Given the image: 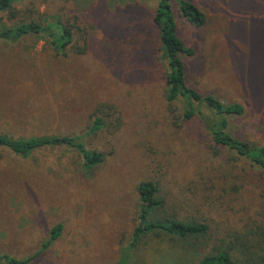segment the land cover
Returning <instances> with one entry per match:
<instances>
[{"label": "rangeland", "instance_id": "1", "mask_svg": "<svg viewBox=\"0 0 264 264\" xmlns=\"http://www.w3.org/2000/svg\"><path fill=\"white\" fill-rule=\"evenodd\" d=\"M191 1L205 15L199 28L174 7L178 36L194 51L184 60L187 84L222 102L241 103L245 112L230 119V133L264 146V0ZM99 2L107 14L122 15L112 33L120 51L92 23L80 20ZM156 7V0H23L0 13V26L60 18L79 26L87 42L84 54L63 56L41 36L0 41V133L79 135L88 150L105 156L86 172L78 153L65 147L41 148L28 158L0 148V256L31 258L30 264H118L123 259L195 264L228 251L233 237L246 241L251 231H264L258 172L226 154L212 155L209 138L188 134L180 105L170 108L163 99L166 65L150 20ZM133 26H141L136 42L145 48L128 56L147 59L153 74L149 85H130L113 75L124 46L131 45L128 28ZM100 104L111 106L112 116L100 132L85 136ZM147 180L158 185L164 203L158 219L204 223L206 238L183 242L148 236L131 249L136 189ZM59 224V237L45 246ZM233 255L241 259L246 252L238 246Z\"/></svg>", "mask_w": 264, "mask_h": 264}, {"label": "trees", "instance_id": "2", "mask_svg": "<svg viewBox=\"0 0 264 264\" xmlns=\"http://www.w3.org/2000/svg\"><path fill=\"white\" fill-rule=\"evenodd\" d=\"M23 0H0V13L9 12L13 6ZM157 7L150 17L151 26L155 31V40L166 65L163 82V99L171 108L174 104L180 105L182 125L188 134L207 136L209 150L212 155L226 154L227 158L242 161L258 172V182L264 185V146H258L234 137L229 131L230 119L242 116L245 109L241 103H225L212 94H204L190 87L186 82L185 58L194 53L178 36V26L175 22L174 7L178 9L181 18L195 28L205 22V15L191 0H156ZM117 12V11H116ZM83 24H93L104 35L103 40L113 49L119 50L113 43V28L122 21L120 13L107 14L101 3L88 8L81 14ZM123 26L122 28H124ZM141 26L128 28V40L132 45L126 47L124 56L114 63L113 75L121 82L130 85L151 84L153 74L147 67V59L140 56H128L130 52L141 51L145 44L138 41ZM137 34V35H136ZM29 36L45 37L48 44L59 55L67 52L84 54L87 48L85 35L77 25L63 23L60 18L54 22L41 24L32 19L14 23L11 26H0V41L14 43ZM82 46L77 45L81 40ZM121 41V37L118 38ZM112 44V46L110 45ZM138 43V44H137ZM137 44V45H136ZM136 45V46H135ZM110 48V49H111ZM120 51V50H119ZM125 51V50H124ZM146 56V55H145ZM111 59V58H110ZM112 60V59H111ZM162 61V59H161ZM112 62V61H111ZM142 62V63H141ZM144 65V69L141 68ZM111 106L100 104L93 113V119L85 132V136L94 135L107 126L112 116ZM101 113V116H100ZM116 113V112H113ZM99 114V115H98ZM119 126V117L115 119ZM116 124L114 128L116 129ZM113 126V123L110 122ZM83 136H40L13 138L0 133V148L5 149L21 158H28L33 152L46 147H65L78 153L83 168L90 172L103 163L105 156L97 151L88 150L83 143ZM212 150V151H211ZM138 212L131 234L129 247L136 249L146 237L161 238L168 236L179 241L189 242L206 238L209 228L200 222H183L175 219L160 220L156 211L163 206L158 197V185L152 181H142L137 186ZM61 225L54 227L45 246L55 241L61 233ZM251 238L239 241L233 237L230 240L228 251H220L212 256L197 260L195 264H264V231L256 234L251 231ZM242 247L246 255L239 259L233 255L236 247ZM31 258L20 259L7 254L0 256V264H30ZM118 264H129L123 259Z\"/></svg>", "mask_w": 264, "mask_h": 264}]
</instances>
